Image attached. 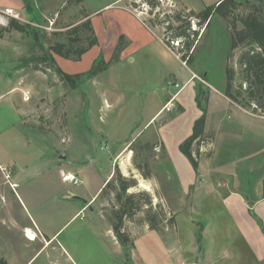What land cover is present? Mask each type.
Masks as SVG:
<instances>
[{
  "label": "rangeland",
  "instance_id": "obj_1",
  "mask_svg": "<svg viewBox=\"0 0 264 264\" xmlns=\"http://www.w3.org/2000/svg\"><path fill=\"white\" fill-rule=\"evenodd\" d=\"M21 1L22 7L16 5L21 9L20 21L31 24L47 46L49 40L68 43L69 26L80 23L84 12L103 7L109 0L70 4L64 0ZM142 1L123 2L133 9ZM175 1L177 9L189 15L191 26L182 36H176L184 30H177L180 23L173 18L158 26L162 38H181L186 54L193 50V61L183 67L174 57L164 55L167 61L174 60L180 77L160 61L140 58V64L116 65L100 77L103 85H110L118 95L120 104L111 112L102 109L106 96L102 89L106 88H100V80L83 83L78 90L77 85H67L53 72L58 67L57 54L50 53L49 68H34L43 64L37 62L41 53L30 33L12 29L0 35V161L13 168V181L19 184L14 191L0 171V260L9 264H264L263 212L259 217L247 215L230 208L223 198L232 190L244 191L250 200L262 194L264 112L254 113L253 105L235 109L220 94L226 87L231 53L229 19L215 14L201 31L198 17L219 0ZM236 2L231 19H238L239 28L243 27L241 17L253 11V6H264V0ZM102 12L101 18L109 15V11ZM166 13L155 7L143 17L149 22L154 16L164 18ZM8 24L5 21L0 26ZM169 24L171 28H167ZM194 24L201 34L188 48L187 42L195 35ZM98 29L100 57L104 58L103 53L113 52L112 40ZM121 38L127 44L125 36H120L118 43ZM247 48L241 46L232 53L236 90L241 84L243 90L246 88L238 60ZM87 62L78 68L86 67ZM188 67L200 76L187 83L171 111H162L158 120L132 141L156 102L159 104L158 97L162 94L163 107L178 90L173 83L188 81L192 73ZM204 91L209 92L206 98ZM27 93L29 101L24 98ZM26 109L29 111L22 115ZM202 115L208 133L199 146L201 156L195 168L181 145ZM213 147L212 156H208ZM123 148L125 151L110 159ZM116 164L124 175L139 180V186L130 191L151 192L167 216L176 217L175 227L157 231L126 220L134 245L123 248L109 229L113 204L102 194L93 203L96 210L87 208L73 218L82 202L71 198L72 191L91 197ZM81 166L83 171L79 172ZM68 171L79 177V184L63 179ZM144 172L151 178H144ZM25 226L37 233L36 241L26 237ZM56 232L58 235L44 246L43 238ZM254 232L257 240L251 237Z\"/></svg>",
  "mask_w": 264,
  "mask_h": 264
},
{
  "label": "trees",
  "instance_id": "obj_2",
  "mask_svg": "<svg viewBox=\"0 0 264 264\" xmlns=\"http://www.w3.org/2000/svg\"><path fill=\"white\" fill-rule=\"evenodd\" d=\"M82 1L83 0H64L67 4L73 2L81 3ZM143 1L152 7L151 11L157 7V0ZM236 7V0H219L214 5H210L204 11L198 13L199 25L204 26L206 23H210L212 16L215 14H219L223 18L229 19L231 53L228 56V63L226 66V87L224 93L231 100L242 106L246 107L253 105V108L255 109L254 112L256 113L258 110L264 112V6H253V11L242 16L240 19L243 24L242 28L238 27V19H231ZM158 16L149 19L147 24L150 26L164 25L173 18L180 23L177 26V30H184L176 36H182V34L186 33V29L191 26L188 20L189 15L181 10H174L172 13H166L164 18H158ZM209 23L207 26H209ZM167 28H171L170 24ZM12 29L24 33H30L34 37L35 44L39 45V51L41 53V56L39 57L40 59L38 58L39 60H37V62L43 64V66L36 65L34 68L41 70L50 67L51 52L66 59L80 61L82 56L98 43V38L92 25V21L89 18V14L85 12L82 15L80 23L74 26H69L68 33L70 34V38L68 43H63L59 40H49L46 42L48 45L45 46L42 36H39V33L35 32L31 24L21 22L15 18H11L7 26H0V35H2L4 30ZM54 34L57 33L55 32ZM194 34L195 35L192 39H190L189 36L190 40L187 42L188 48L192 47L194 42L198 39L199 30H195ZM73 35L75 36L73 37ZM165 42L167 45H170L167 40H165ZM125 44L126 42L121 38L112 58L110 60H106L103 57L96 59L88 71L68 74L58 65L53 72L58 76L59 80L67 85H76L79 81L89 79L109 69L114 62L119 60L120 52L125 47ZM253 45H256L257 49L253 48ZM241 46L248 47L241 53L238 60L243 84L246 88L243 90L241 84L239 88L240 90H236L233 84L236 78V71L231 66L230 62L233 58V51ZM25 60L26 64H29L30 61H28V59ZM191 61H193L192 56L189 58L188 62ZM208 93V91H204L203 96L206 98ZM205 127L206 117L205 115H202L195 122L193 133L181 145L182 151L189 157L195 168H198L199 166V158L201 156L199 146L201 147V144L206 137ZM212 139L214 142V137ZM211 154L212 151L208 156ZM137 168L139 170L142 169L141 165H138ZM142 174L146 179L151 178V174L148 172ZM138 186L139 180L134 175H124L118 164H116L113 176L106 182L101 191V194L107 197L113 204L109 214L110 222L115 236L124 247H131L134 245L133 237L125 226L126 220H129L138 226L145 224L151 230L157 231L163 227L176 226V217L174 215L168 217L162 204L155 203L154 195L151 192L146 189L130 191V189L137 188ZM140 214L141 216L136 218Z\"/></svg>",
  "mask_w": 264,
  "mask_h": 264
},
{
  "label": "crops",
  "instance_id": "obj_3",
  "mask_svg": "<svg viewBox=\"0 0 264 264\" xmlns=\"http://www.w3.org/2000/svg\"><path fill=\"white\" fill-rule=\"evenodd\" d=\"M123 1L124 0H109L105 3H103V5H102L103 7H98V8L92 7V9L88 12L89 18L92 21V25L94 27L95 33H98V36L100 35L99 29H98V26H99L103 30V33L106 34V36L110 35V37H111L110 39L112 40L111 41V50H113L112 53H114V51L116 49V46L118 43V38L120 36H125V38L127 40V44L125 45L123 50L120 52L119 60L116 62L115 65L110 66L109 69L101 72L100 74H98L94 77H91L89 79L78 82L76 84L78 90H79V87L82 86L83 83L89 84L92 81H93V83L98 82L100 80V77L104 73L113 69L118 64H121V63H127L128 65H136L137 63L140 64V58L148 59L151 61H160L162 63V65H165L167 68H170L171 71L173 72V74L175 73L179 77H180L181 71L179 69H176L174 60L172 62L169 58V61H167V59L165 58L164 55L166 54L167 56L171 57V59H173L172 57H174L176 60H178L182 64L183 67H186L185 65H183V63L179 60V58L174 54V52L167 46V44L162 39V35H161L162 30H160L161 28L158 25L150 26V25L144 23L142 21V19H140L138 16H136L132 12V10L128 7V5H125V3ZM13 3H17V4H13ZM16 5H18L19 7H22L24 5V3L21 0H0V8L12 7V8H15V9L20 11L21 9L18 6L16 7ZM182 7H184V6H182ZM188 9H191V8H188ZM102 11H109V15L108 16L106 15V16L101 18L100 15L103 13ZM98 36H97V38H98ZM101 45H102V42H101V39L99 37L98 43L95 46H93L90 50H88L83 55V57L80 61H76L77 62L76 64L70 63V61H73V60H68V59L61 57L59 55H58L56 60L58 62V65L61 68L64 67L62 69L65 72H68V73L85 72V71L90 70V68L92 67V65L96 61V59L100 58L101 49H102ZM162 45L164 48H162ZM167 52H168V54H167ZM112 53L111 54L109 53V55H107V52L103 53L104 58L106 60H109L113 55ZM162 55H163V57H162ZM85 61H88L87 66L78 68V66H80ZM188 69L192 73H191L188 81L186 83H184L186 85L193 77H194V79H197L196 77L200 76L198 74V71H195L193 68L188 67ZM100 82H101V80H100ZM102 85H103V83L101 82L100 88H102ZM109 86L110 85H108V84H104L103 87L106 89H102L106 94V96L104 97L105 106L102 107L104 112H111L112 109L117 108V106L120 104L118 101V98H117V96H118L117 93H114L112 88H109ZM224 90H225V88H224ZM224 90H223V92L221 91L220 94L222 96H224V98L226 100H228L230 103L235 105V106H232L233 108H235V107L244 108L240 104L234 102L229 97H227L224 93ZM152 92H156V91L153 90ZM181 92H182V90H181ZM85 95H88V92H86ZM158 98L160 99L159 104H157V102H156V106L153 109L151 115L149 117H147L148 119H147L144 127L135 135V137H133V139L131 138L132 141L137 139V137L140 134H143L144 130L148 129L153 124V121L154 122L157 121L158 117L161 116V113H162V94ZM169 98L166 100V102L169 100ZM230 110H231V108H230ZM28 111H29V109H26L25 111H23L22 115H24ZM254 113H256V112H254ZM205 133H208L206 131V129H205ZM147 142H151V141L148 140ZM117 143L120 144V141ZM213 144H214V142H213ZM117 150L113 154L110 155V159L113 160L115 158V156H117L119 153L121 154L123 151H125V148L120 149L119 151H117ZM213 151H214V147L212 149V154H213ZM212 154L210 156H212ZM81 165H82V163H81ZM83 167L84 166L80 167L79 172L83 171ZM16 171H17V169H16ZM114 171H115V169L112 167L110 174L102 182L99 189L96 192L92 193L91 197H88L83 193L75 194L76 192L72 191L71 198L75 199L74 196L80 194L79 196L87 199L86 203L79 200L82 203L78 204L77 212L75 213L73 218L76 217L80 212H83L84 210H86L87 208H90L91 210H96L93 206V203H95L97 201V199L99 198L101 191H102V188L105 186L106 182L113 176ZM67 173H73V172L68 171ZM67 173H65V174H67ZM16 174H18V173L16 172ZM64 176H63V179H64ZM262 180H264V177ZM243 192L240 193V192H237L236 190H232L230 192H227L226 194L223 195L224 196L223 198H225L224 199L225 203H227L228 206L230 208H232L233 210L238 209V210H240V212L245 213L247 215L249 212L250 214L252 213V214H255L257 217H259V216H261V211L264 214V210L262 209L264 207L263 191H262L261 196L257 197L255 200H250L249 197L247 196V194L245 192L244 193ZM75 201H78V199H76ZM260 207H262V208H260ZM257 208H260L258 210L259 212L257 211ZM252 220L255 221L253 217H252ZM24 228H25V232L27 231V229H31L28 226H25ZM109 229H110L111 233L114 234V231L112 229V225H111V227H109ZM33 232H35V231H33ZM242 232H245V231H242ZM35 234L37 235L36 232H35ZM250 234H252V233H250ZM57 235H58V232L54 233L48 239L43 238L45 241L44 246H46L48 243H50L51 240L53 238H55ZM46 236H48V235H46ZM26 237H27V234H26ZM37 237H38V235H37ZM37 237L34 239V241H36ZM251 237L254 238L255 240H257V234L255 232L252 234ZM114 238H115V241H118L115 234H114ZM123 248H124V246H123Z\"/></svg>",
  "mask_w": 264,
  "mask_h": 264
},
{
  "label": "built area",
  "instance_id": "obj_4",
  "mask_svg": "<svg viewBox=\"0 0 264 264\" xmlns=\"http://www.w3.org/2000/svg\"><path fill=\"white\" fill-rule=\"evenodd\" d=\"M142 1V0H140ZM167 11V13H172L174 10L177 9V3L175 0H157V8H161ZM133 9L132 12L138 16L144 23H148L147 19L144 18L143 16L147 13H149V9L152 10V7L146 3V2H141L138 6L132 7ZM155 17V16H154ZM11 18H15L17 20H23V17L21 15V12L15 8L12 7H5V8H0V24L4 23L5 21H10ZM207 24V23H206ZM202 26V30H204L205 26ZM194 29L196 28V24L193 25ZM195 30H200V29H195ZM194 30V31H195ZM201 34V33H199ZM165 42L167 40L170 45H167L173 52L174 54L180 59V61L183 63V65L187 66L189 58L191 57L192 51L189 54H186V49H185V44L184 41L181 38H168L165 36L162 38ZM166 43V42H165ZM173 85L178 88V90L169 98V100L164 104L162 107V111H171L173 107L176 104V99L178 98L181 90L184 89L186 84L181 85L178 82L173 83ZM25 101L31 100V95L27 93L25 95ZM0 171L2 175L5 177L7 182L10 184L11 188L13 190H16L19 186L17 182L13 181V175H14V170L12 167L5 166L0 162ZM64 180L72 182L73 184H79L80 179L78 176L74 173H67L64 176Z\"/></svg>",
  "mask_w": 264,
  "mask_h": 264
},
{
  "label": "water",
  "instance_id": "obj_5",
  "mask_svg": "<svg viewBox=\"0 0 264 264\" xmlns=\"http://www.w3.org/2000/svg\"><path fill=\"white\" fill-rule=\"evenodd\" d=\"M74 198L78 199V200H81V201H83L85 203L87 202V199H85V198H83V197H81L79 195H75ZM0 264H9V263L5 259H1L0 260Z\"/></svg>",
  "mask_w": 264,
  "mask_h": 264
},
{
  "label": "bare ground",
  "instance_id": "obj_6",
  "mask_svg": "<svg viewBox=\"0 0 264 264\" xmlns=\"http://www.w3.org/2000/svg\"><path fill=\"white\" fill-rule=\"evenodd\" d=\"M26 234H27V237L29 239H31V240H34L37 237V235L35 234V232H33L31 229H27Z\"/></svg>",
  "mask_w": 264,
  "mask_h": 264
}]
</instances>
